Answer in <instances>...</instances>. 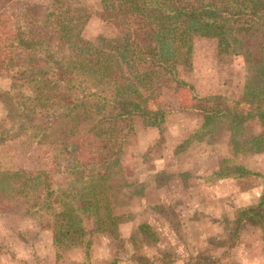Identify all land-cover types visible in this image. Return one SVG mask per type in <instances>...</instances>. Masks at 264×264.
<instances>
[{
	"label": "trees",
	"instance_id": "1",
	"mask_svg": "<svg viewBox=\"0 0 264 264\" xmlns=\"http://www.w3.org/2000/svg\"><path fill=\"white\" fill-rule=\"evenodd\" d=\"M48 1L0 0V77L12 79L0 89V103L21 111L32 136L65 137L55 149L58 177L47 169L1 170L0 214L45 213L59 250L90 243L93 233L114 232L128 220L113 212V203L126 185L122 155L135 141L133 118L147 126L163 122L166 110L150 108L149 100L181 82L179 62L192 69L196 36L214 38L222 57H242V99L254 113L245 116L221 95L199 98L192 109L205 124L221 118L241 125L253 116L264 123V0H98V16L117 35L95 40L83 35L91 10L81 0ZM12 137L0 123V147ZM225 172L263 176L243 165ZM263 205L264 196L254 210L236 209L225 255L189 264H229L242 224H263Z\"/></svg>",
	"mask_w": 264,
	"mask_h": 264
},
{
	"label": "rangeland",
	"instance_id": "2",
	"mask_svg": "<svg viewBox=\"0 0 264 264\" xmlns=\"http://www.w3.org/2000/svg\"><path fill=\"white\" fill-rule=\"evenodd\" d=\"M23 1L43 5L49 2ZM81 1L91 10V16L83 29L86 38L95 40L99 35H117V30L98 16V0ZM175 73L181 82H172L161 90L160 95L149 100L150 108L166 110L163 122L158 126H147L139 116L133 118L135 141L123 146L122 165L126 185L113 203V212L116 214L133 217L135 208L130 207V198L140 196L144 190L181 194L195 187L201 192V185H196L194 181L208 180L206 189L217 188L209 182H214L220 176L259 178L264 196V123L253 116L241 125L221 118L205 124L201 114L192 109L200 104L199 98L221 95L237 102L239 111L245 116L254 113L251 103L242 99L246 80L242 57H222L217 52L214 38L196 36L193 40L192 69L185 70L179 62ZM11 82L10 77H0V89H7ZM201 103L212 105L203 99ZM0 123L13 135L0 147V171L21 169L34 172L47 169L52 172V179L58 177V174H54L58 168L55 149L58 143L65 141L64 136H32L31 131L23 129L21 111L16 107L5 108L1 103ZM231 139L236 144L234 141L231 143ZM237 165H243L263 176L226 175L228 168ZM141 179H145V182ZM245 208L254 210L256 205ZM156 214L165 217L163 222L177 227V217L169 208L162 206ZM161 218L158 217L157 224L156 221L146 224L148 219L138 221L137 231L129 240V247L136 250L132 252V258L142 263L148 262L141 249L159 237L163 239L158 228L156 233L159 235L153 230L158 224L164 225ZM47 221L45 213L40 211L27 215L18 209L0 214V264H92L91 247L94 243L107 244L110 241L115 249H125L126 242L118 237L116 229L114 232L103 230L93 233L90 243L83 242L76 248L57 250L53 244L52 228ZM259 228L262 250L264 222ZM228 232L226 229L225 234ZM177 234L184 237L180 231ZM242 246L250 255L253 249H248L252 246L256 249L255 241L253 245L247 242ZM53 255L55 262H52ZM228 260L233 264H245L232 256Z\"/></svg>",
	"mask_w": 264,
	"mask_h": 264
},
{
	"label": "crops",
	"instance_id": "3",
	"mask_svg": "<svg viewBox=\"0 0 264 264\" xmlns=\"http://www.w3.org/2000/svg\"><path fill=\"white\" fill-rule=\"evenodd\" d=\"M141 181L145 182V179ZM207 181L204 179L194 181L196 185H201L203 189L201 192L195 187L181 194H170L165 191L153 193L147 189L140 196L131 197L129 205L135 208L134 216L117 227L118 237L126 242L125 249H115L110 241L107 244L94 243L91 247L92 264H189L190 258L225 255V247L222 243L227 237L226 229L229 231L227 222L235 218L236 209L257 205L263 195V187L261 180L254 176L240 178L220 176L214 182H209L217 188L206 189ZM220 186L224 188H219ZM162 206L169 208L176 215L177 227L163 222L165 217L161 218L156 214L157 209L160 210ZM158 217L162 219L164 225L158 224L153 230L156 233L158 228L161 231L160 236L164 237L163 239L159 237L155 242L141 249L148 261L142 263L132 258V252L136 250L132 246L129 247L131 244L129 240L137 231L138 221L143 222L148 219L146 224L151 221L154 223L156 221L157 224ZM178 231L182 232L184 237L179 236ZM259 231V226L250 222L243 223L239 242L226 255V260L232 256L245 264H264V249L262 251L260 247ZM254 241L256 249L254 250L253 246L248 249H253L250 255L242 245L247 242L253 245ZM52 262H55L54 255Z\"/></svg>",
	"mask_w": 264,
	"mask_h": 264
}]
</instances>
